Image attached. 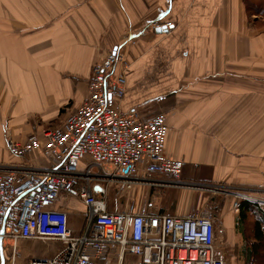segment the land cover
<instances>
[{
    "label": "crops",
    "instance_id": "0c3cea01",
    "mask_svg": "<svg viewBox=\"0 0 264 264\" xmlns=\"http://www.w3.org/2000/svg\"><path fill=\"white\" fill-rule=\"evenodd\" d=\"M154 20L174 25L158 33L147 25ZM260 21L247 14L243 0H0V161L47 164L40 151L24 159L12 156L7 138L22 142L32 127L40 133L63 126L88 95L92 67L129 33L133 39L127 43H135H126L130 65L122 109H135L144 119L165 113L164 152L183 160L185 179L260 185L264 141H255L264 139ZM17 25L33 31L21 34ZM140 186L151 187L135 185L138 194ZM150 198L148 209L165 213L153 205L158 198ZM63 206L70 216L72 206ZM226 230L241 253L247 241L236 219ZM18 246L23 257L34 252Z\"/></svg>",
    "mask_w": 264,
    "mask_h": 264
},
{
    "label": "built area",
    "instance_id": "2783aa9c",
    "mask_svg": "<svg viewBox=\"0 0 264 264\" xmlns=\"http://www.w3.org/2000/svg\"><path fill=\"white\" fill-rule=\"evenodd\" d=\"M173 25L154 20L149 28L166 33ZM131 39L127 33L92 67L88 95L63 126L32 132L22 142L7 138L12 156L24 159L40 151L49 162L0 161V264H224L209 211L156 213L133 201L109 208L112 181L126 190L179 185L184 166L164 152L165 113L144 119L135 109H122ZM72 199L86 208L79 231L69 225V209L61 204ZM21 240L63 246L49 256L23 257Z\"/></svg>",
    "mask_w": 264,
    "mask_h": 264
},
{
    "label": "rangeland",
    "instance_id": "374dc122",
    "mask_svg": "<svg viewBox=\"0 0 264 264\" xmlns=\"http://www.w3.org/2000/svg\"><path fill=\"white\" fill-rule=\"evenodd\" d=\"M258 17L262 20L258 24L264 25V16ZM151 23L147 24L148 27ZM16 28L21 34H23L24 31H31L30 33L33 31L28 30L30 29L29 26L23 27L17 25ZM126 34L127 33H125L123 37H125ZM134 43L135 40L127 44L132 46ZM125 49L127 48L125 47ZM34 128L35 127H32V131L36 132ZM255 141L257 143H262L264 139L256 138ZM263 155L264 154H261L262 157H264ZM104 166L108 167L107 165ZM109 169L112 168L110 167ZM94 170L98 173L102 172L98 168ZM259 174L262 176L261 180L263 182L260 183V185L250 187L238 183L236 185H226L225 183L203 182L201 179H194L191 177L185 179L183 168L179 178V185L140 186L138 189L140 188L142 192L139 194L136 191L137 186L136 188L133 187L132 189L126 190L121 182L114 179L115 181H112L108 186L109 208L113 210L123 209L126 204L131 201L128 200V198H133V200L136 199L133 201L134 204L147 202V204H149V202L153 203V199L150 198V195L152 194L153 198H158V203H154L153 205H156V207L160 208L165 213L182 212L188 214L193 210L209 211L214 218L216 226L215 244L217 254L223 260L224 264H243L242 253H238L236 246L234 245V235L231 231L230 234H226V229L228 225L236 219L237 215H239V205L241 202L248 201L250 203H255L264 209V171H260ZM143 198L149 199L144 200ZM235 202L236 207L234 205ZM68 203L72 206L71 212L74 213V215L71 213L72 215L70 214L69 216V225L77 231L81 227L86 208L77 200H70ZM61 204H64V202ZM246 221L248 225L247 223L244 225L246 229L244 236L248 239L249 237H252L254 225L253 217L249 216ZM249 226H252V228H249ZM19 242L21 245H24L25 248H22L23 250H26L27 247L28 249L34 250V252H31L33 256H49L63 246L59 241H51L49 244L52 246L53 250L48 252L49 249L47 247H49V245L47 242L49 241L21 240ZM249 243V240H247L245 246L248 247Z\"/></svg>",
    "mask_w": 264,
    "mask_h": 264
},
{
    "label": "trees",
    "instance_id": "16d2710c",
    "mask_svg": "<svg viewBox=\"0 0 264 264\" xmlns=\"http://www.w3.org/2000/svg\"><path fill=\"white\" fill-rule=\"evenodd\" d=\"M243 1L249 16H264V0ZM239 206L240 210L239 215L236 217V223L241 226L242 231L246 232L244 225L247 223L246 220L249 216L253 217L254 222L251 238H254L255 242L248 244V247L244 246L241 250L244 261L243 264H264V209L248 201L241 202ZM249 228H252V226H249ZM249 238L247 239V237H245L247 240H249Z\"/></svg>",
    "mask_w": 264,
    "mask_h": 264
},
{
    "label": "water",
    "instance_id": "95a60500",
    "mask_svg": "<svg viewBox=\"0 0 264 264\" xmlns=\"http://www.w3.org/2000/svg\"><path fill=\"white\" fill-rule=\"evenodd\" d=\"M157 32H159V31L157 30Z\"/></svg>",
    "mask_w": 264,
    "mask_h": 264
}]
</instances>
